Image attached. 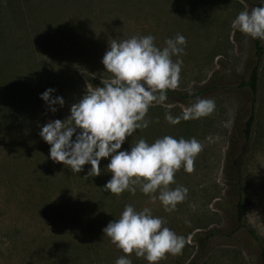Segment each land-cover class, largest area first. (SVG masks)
Returning a JSON list of instances; mask_svg holds the SVG:
<instances>
[{
	"label": "rangeland",
	"instance_id": "rangeland-1",
	"mask_svg": "<svg viewBox=\"0 0 264 264\" xmlns=\"http://www.w3.org/2000/svg\"><path fill=\"white\" fill-rule=\"evenodd\" d=\"M245 5L253 7L247 0H0V264H115L121 256L149 264L104 235L128 204L137 211L151 209L184 237L181 252L166 254L158 264H189L196 258L194 264H258L243 234L213 241L200 257L201 246L193 239L197 231L233 224L236 195L226 171L231 150L241 179L243 221L264 240V40L249 140L237 142L236 133L248 95L239 83L247 79L253 46L252 37L234 29L232 21ZM177 34L187 43L182 55L172 57L183 61L173 91L202 89L198 97L214 100L215 110L173 125L166 114L180 116L192 103L168 96L149 108V126L136 130L120 149L165 135L195 137L202 144L194 171L182 166L175 173L170 187L182 185L188 193L168 212L138 186L134 195L106 191L110 158H102L101 174L91 177L90 163L73 173L53 161L51 145L39 133L49 120L70 115L71 105L92 86L89 77H110L102 63L109 41L152 35L163 48ZM49 88L65 100L54 113L41 98Z\"/></svg>",
	"mask_w": 264,
	"mask_h": 264
},
{
	"label": "clouds",
	"instance_id": "clouds-1",
	"mask_svg": "<svg viewBox=\"0 0 264 264\" xmlns=\"http://www.w3.org/2000/svg\"><path fill=\"white\" fill-rule=\"evenodd\" d=\"M240 2L243 4L244 0ZM232 27L264 40V6L249 9L245 5L232 21ZM154 40V36L147 35L109 41L102 63L110 77H101L102 86L88 84L86 94L71 105L70 115L64 120H49L39 134L51 145V159L70 167L73 173H80L90 163L87 176H99L101 159L110 158L107 170L112 178L103 186L106 191L120 195L128 190L134 195L138 186L150 195L153 203L158 199L165 211L171 212L188 193L182 185L170 187L175 183V173L182 166L188 173L194 171L202 144L195 137L177 139L165 135L153 143L141 138L130 150H120L136 130L149 126L150 121L145 119L149 108L154 103L163 104L168 90H175L179 84L183 61H174L172 57L184 53L186 38L177 34L174 39H166L163 48L157 47ZM54 91L49 88L41 94L53 113L57 111L55 105L65 104L62 96L53 97ZM214 110V100L197 97L195 103L183 109L182 115L166 114V120L175 125L181 120L210 115ZM164 224L163 218L153 216L151 209L137 211L128 204L103 232L125 254L135 252L149 264H158L166 254L180 253L185 245L184 237ZM115 264L132 261L121 256Z\"/></svg>",
	"mask_w": 264,
	"mask_h": 264
},
{
	"label": "trees",
	"instance_id": "trees-1",
	"mask_svg": "<svg viewBox=\"0 0 264 264\" xmlns=\"http://www.w3.org/2000/svg\"><path fill=\"white\" fill-rule=\"evenodd\" d=\"M252 4V6H264L260 0H247ZM253 55L251 58V63L248 65L246 73L247 79L242 80L239 84L247 87V97H245L242 107L240 108L239 121L237 125L236 133L238 137L237 142H242L243 140L248 141L250 137L251 127L254 120V103L255 95L257 92L258 83V68L259 62L263 54V46L261 44V39L252 38ZM93 87L102 86V82L96 80L95 78H88ZM186 93H176L173 90H168L167 97L173 96L178 100L185 102L187 104L193 103L197 97L203 92L202 89H196ZM236 141L232 138V143L235 144ZM233 146V145H232ZM235 159L231 150L228 151V161L226 165V171L230 175V182L234 187V192L236 195V200L232 204L233 213V224L228 229L221 230L217 228L208 229L206 231H197L193 235V239L196 240L200 246V253L198 257L206 253L210 244L217 239L232 240L238 234H243L247 240L249 247L258 254V264H264V240L260 234H258L254 228L247 225L244 221V204L241 196V179L239 177V171L235 170ZM197 259V258H196ZM195 260H191L189 264H194Z\"/></svg>",
	"mask_w": 264,
	"mask_h": 264
}]
</instances>
